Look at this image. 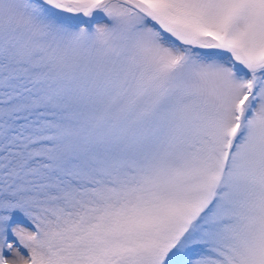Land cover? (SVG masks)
<instances>
[{"label":"snow or ice","instance_id":"1","mask_svg":"<svg viewBox=\"0 0 264 264\" xmlns=\"http://www.w3.org/2000/svg\"><path fill=\"white\" fill-rule=\"evenodd\" d=\"M0 264H264V0H0Z\"/></svg>","mask_w":264,"mask_h":264}]
</instances>
